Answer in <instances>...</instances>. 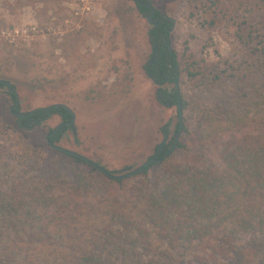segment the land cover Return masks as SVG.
<instances>
[{
  "label": "trees",
  "instance_id": "trees-1",
  "mask_svg": "<svg viewBox=\"0 0 264 264\" xmlns=\"http://www.w3.org/2000/svg\"><path fill=\"white\" fill-rule=\"evenodd\" d=\"M147 1L137 3L145 16ZM195 7L219 11L217 0ZM153 22L149 38L158 56L144 69L157 84L159 103L176 107L180 117L188 102L176 85L182 68L170 42L174 20L154 8ZM262 61L238 79L241 107L201 108L195 135L178 122L182 140L173 150L165 143L157 161L137 174L102 172L93 160L53 146L63 130H51L49 144L89 169L80 168L54 194L46 193L58 188L52 177L0 189V264H264V51ZM221 71L215 64L212 78L187 73L213 90L223 84ZM54 115L63 118V128L73 118L52 104L28 119L38 125ZM28 119L19 118V127L32 128ZM158 166L154 179L148 177ZM134 175L146 177L130 184Z\"/></svg>",
  "mask_w": 264,
  "mask_h": 264
},
{
  "label": "rangeland",
  "instance_id": "rangeland-1",
  "mask_svg": "<svg viewBox=\"0 0 264 264\" xmlns=\"http://www.w3.org/2000/svg\"><path fill=\"white\" fill-rule=\"evenodd\" d=\"M148 1L174 20L170 42L182 68L178 86L188 102L182 124L198 134L196 112L216 103L241 107L238 79L263 64L264 0H217L219 11L209 14L195 6L212 0ZM151 26L133 0H0V79L18 91L19 111L55 103L75 111L59 146L109 170L133 172L155 154L164 127L166 144L173 146L180 122L176 107L159 103L157 84L144 69L153 51ZM215 64L224 80L213 90L188 76L190 69L212 78ZM14 104L9 87L0 88V189L11 181L52 177L58 188L46 193L54 194L80 168L89 169L47 141L63 122L60 115L20 128ZM161 169L147 176L154 179Z\"/></svg>",
  "mask_w": 264,
  "mask_h": 264
},
{
  "label": "water",
  "instance_id": "water-1",
  "mask_svg": "<svg viewBox=\"0 0 264 264\" xmlns=\"http://www.w3.org/2000/svg\"><path fill=\"white\" fill-rule=\"evenodd\" d=\"M143 5H144L146 8H148V9L151 10L150 13L147 14L146 18H147V20H148V22H149L150 25H154V24H155V23L153 22V17H154V5H153L151 2H149V1L144 2ZM166 16L169 17L168 15H166ZM157 50H158L157 44H154V46H153V51H152V59H151V60H153L154 57L156 56V54H157ZM5 82H6V85L9 87L10 91L13 92L14 95H15V97H16L15 104L11 107V110H13L15 107H17V106L19 105V102H20V96H19V94H18V91H17L16 88L12 85V83H11L10 81H5ZM176 85L178 86V81L176 82ZM54 105H55V106H64V107H66L70 112L73 113V118H72L71 120L68 121V124H69V125L75 122V120H76V114H75L74 110H73L70 106H68V105H66V104H64V103H55ZM180 106H181V105H180ZM40 108H47V107H40ZM40 108H35V109L29 111V112H28V115H29V116L33 115V114H34L38 109H40ZM14 114H15L17 117H20V118L23 117V116L25 115V113L22 112V111H14ZM182 119H183V118H182V113H181V115H180V124H181V127H182ZM31 125L34 126V125H35V121H32ZM72 128H73L74 132L76 133V126L73 125ZM181 129H182V128H181ZM179 134H180V133H179ZM179 134L177 135V137H176V139H175L174 146L171 148V150H173V149L175 148V146H176V144H177V142H178ZM167 140H168V134H166L164 140H163L162 143L158 146L157 151H156V153L154 154V156H152L150 159H148V160L145 161L143 164H141L140 166H138L135 170H133V173L137 174V173H139V172L143 169V167H145L146 165H149V164H151V163H155V162L157 161V155L160 153V151H161L162 148L164 147V145H165V143L167 142ZM47 141L50 143L49 136H47ZM53 146H55V147H57V148L59 147V148H61V149H64V150H66L68 153L73 154V155H77V156H78V155H81L80 153H78V152H76V151H74V150L65 149V148H63V147H61V146H59V145H54V144H53ZM85 158H86V159H89V158H87V157H85ZM98 167L100 168V170H101L102 172H107L106 168H104V167H102V166H98ZM128 169H130V168H128ZM128 174H129V173H128ZM128 174H126V175H128Z\"/></svg>",
  "mask_w": 264,
  "mask_h": 264
},
{
  "label": "flooded vegetation",
  "instance_id": "flooded-vegetation-1",
  "mask_svg": "<svg viewBox=\"0 0 264 264\" xmlns=\"http://www.w3.org/2000/svg\"><path fill=\"white\" fill-rule=\"evenodd\" d=\"M136 4L137 3H142V0H133ZM158 56V50H157V54H156V56L154 57V59L156 58ZM151 59H152V56H151ZM150 59V62H153L154 61V59L153 60H151ZM16 101V100H15ZM19 106V105H18ZM18 106L17 107H15V108H18ZM13 113H14V111H19V110H15V109H13V110H11ZM25 113V115L23 116V117H21V119H25L26 118V120L28 119V117H29V115H28V112H24ZM20 117H18V119H19ZM29 120V119H28ZM32 121H34V120H29V122L30 123H32ZM19 122H21V120L19 121ZM63 123H64V121L57 127V129H62V130H64V128H63ZM66 123L68 124V121H66ZM69 125V124H68ZM24 128H27V127H25L24 126ZM168 134V133H167ZM48 136V135H47ZM165 136H166V134H165ZM163 149V148H162ZM156 151H157V149H156ZM156 153V152H155ZM160 153H161V151H160ZM159 153V154H160ZM158 154V155H159ZM157 155V156H158ZM154 156V155H153Z\"/></svg>",
  "mask_w": 264,
  "mask_h": 264
},
{
  "label": "crops",
  "instance_id": "crops-1",
  "mask_svg": "<svg viewBox=\"0 0 264 264\" xmlns=\"http://www.w3.org/2000/svg\"><path fill=\"white\" fill-rule=\"evenodd\" d=\"M67 105V104H66ZM75 112V111H74ZM76 114V113H75Z\"/></svg>",
  "mask_w": 264,
  "mask_h": 264
}]
</instances>
